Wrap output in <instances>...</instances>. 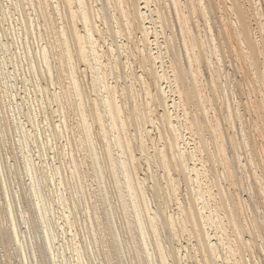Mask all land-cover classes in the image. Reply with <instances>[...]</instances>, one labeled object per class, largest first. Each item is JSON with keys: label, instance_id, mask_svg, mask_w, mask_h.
<instances>
[{"label": "bare ground", "instance_id": "bare-ground-1", "mask_svg": "<svg viewBox=\"0 0 264 264\" xmlns=\"http://www.w3.org/2000/svg\"><path fill=\"white\" fill-rule=\"evenodd\" d=\"M262 7L0 0V264H264Z\"/></svg>", "mask_w": 264, "mask_h": 264}, {"label": "rangeland", "instance_id": "rangeland-1", "mask_svg": "<svg viewBox=\"0 0 264 264\" xmlns=\"http://www.w3.org/2000/svg\"><path fill=\"white\" fill-rule=\"evenodd\" d=\"M262 8H263V7H262ZM263 9H264V8H263ZM35 47H36V46H35ZM18 85L21 86V83H18ZM21 96H24L22 89H20V91H19V97H21ZM40 139H41V138H40ZM41 141L43 142L44 139L42 138V139L38 142V145L41 143L39 146L44 145ZM50 155H51V153H50Z\"/></svg>", "mask_w": 264, "mask_h": 264}, {"label": "snow or ice", "instance_id": "snow-or-ice-1", "mask_svg": "<svg viewBox=\"0 0 264 264\" xmlns=\"http://www.w3.org/2000/svg\"><path fill=\"white\" fill-rule=\"evenodd\" d=\"M42 264H43V262H42Z\"/></svg>", "mask_w": 264, "mask_h": 264}]
</instances>
